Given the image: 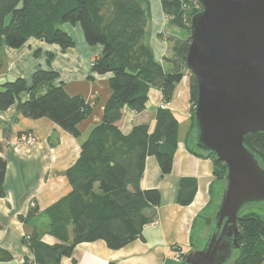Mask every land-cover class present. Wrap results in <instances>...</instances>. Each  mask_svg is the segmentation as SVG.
<instances>
[{"label": "trees", "instance_id": "trees-1", "mask_svg": "<svg viewBox=\"0 0 264 264\" xmlns=\"http://www.w3.org/2000/svg\"><path fill=\"white\" fill-rule=\"evenodd\" d=\"M161 4L167 29L186 33L182 39H167L170 54L164 61L171 65L170 71L155 59L147 44L151 17L148 0H0V48L6 45L19 49L35 38L66 51L75 47V41L62 26L79 25L88 45L103 47L92 72L112 74V92L102 120L83 142L78 161L64 173L72 191L42 212L32 203L27 214L19 217L26 226L37 217H44L49 235L58 241L47 244L38 229L29 231L22 242L33 259L26 257L24 264H61L63 258L72 257L79 244L99 240L108 248L119 250L141 238L144 227L157 220L160 191L142 189L141 181L149 156L157 159L163 175L172 172L179 121L171 110L159 108L153 130L148 125H137L124 135L117 124L122 120L124 106L136 113L147 109L150 88L160 89L164 102L169 103L177 84L189 74L193 140L198 82L187 69L186 59L191 19L203 9L199 0H161ZM46 56L48 68L37 69L30 83L18 78L0 85V111L17 104L20 95L26 93L28 99L18 103L24 117L48 118L78 138L79 125L89 117L92 107L82 96H72L62 84H57L59 74L51 68L54 55ZM3 130L5 134L9 131L7 126ZM244 145L264 168V132L247 134ZM3 150L4 143L0 141V198L6 194L7 161ZM195 154L210 158L214 175L226 182L227 167L223 161L198 147ZM195 191L196 180L182 178L178 203L191 204ZM239 217L240 248L229 264H263L264 219L255 213ZM186 256L181 254L180 264H186ZM12 258L0 248V261Z\"/></svg>", "mask_w": 264, "mask_h": 264}, {"label": "crops", "instance_id": "crops-1", "mask_svg": "<svg viewBox=\"0 0 264 264\" xmlns=\"http://www.w3.org/2000/svg\"><path fill=\"white\" fill-rule=\"evenodd\" d=\"M151 17L147 27V44L155 59L166 71L171 65L164 61L169 56V36L179 32L167 29V21L161 0H148ZM65 30L75 41V47L66 51L58 45L30 38L19 49L0 48V85L23 78L29 83L39 68H48L47 54L54 55L51 68L59 74L57 84H62L72 96H82L92 107L89 117L79 125L80 137H74L48 118H26L18 110V103L28 99L23 93L17 104L0 111V141L4 143L2 156L7 161L5 197L0 198V248L12 255L11 261L0 264H24L33 256L23 245V238L34 228L38 229L47 244L57 243L49 235L48 221L39 216L30 226L19 217L26 215L32 203L40 212L67 196L72 187L64 175L78 161L83 142L101 122L104 106L111 95L109 80L112 74L99 75L92 72L94 61L100 57L103 47L87 44L79 25L64 24ZM164 104L162 91L150 88L147 109L136 113L128 106L123 108L119 130L128 135L137 125H148L151 130L156 115ZM166 109L171 110L179 121L178 147L172 172L163 175L154 156L146 159L142 189H158L161 194L157 208V220L144 227L142 237L119 250L108 248L102 241L79 244L72 257L63 258L61 264H180L176 256L186 254L193 247V233L200 221V241L205 238L215 210L220 203L225 182L214 175L210 158L195 154L196 146L191 138L193 106L189 74L177 84ZM3 126L9 131L5 134ZM22 134L32 136L36 142L27 145L20 142ZM182 178L196 180V191L191 204L178 203Z\"/></svg>", "mask_w": 264, "mask_h": 264}, {"label": "water", "instance_id": "water-1", "mask_svg": "<svg viewBox=\"0 0 264 264\" xmlns=\"http://www.w3.org/2000/svg\"><path fill=\"white\" fill-rule=\"evenodd\" d=\"M186 67L198 82L193 142L227 167L226 186L200 250L186 264H229L239 214L264 204V168L244 145L264 132V0H199Z\"/></svg>", "mask_w": 264, "mask_h": 264}, {"label": "rangeland", "instance_id": "rangeland-1", "mask_svg": "<svg viewBox=\"0 0 264 264\" xmlns=\"http://www.w3.org/2000/svg\"><path fill=\"white\" fill-rule=\"evenodd\" d=\"M7 22H9V18L7 19ZM176 31L179 32V35H177L179 39H182L183 37L186 36L185 31H181V30H176ZM225 186H226V182H225ZM248 213L258 214L264 219V204H250V205L243 207L240 211V215H245ZM202 226H203V222L200 221L199 224L196 225V227L194 229V233H193L194 242H193V247L190 249V251L191 250H200L203 246L204 239L202 241H200V229L202 228ZM235 251H237V250H235ZM235 251H234V255H235ZM188 252L186 253V255L188 254ZM177 257L179 259L180 258L182 259L181 255L176 256V258ZM182 260H181V262H182Z\"/></svg>", "mask_w": 264, "mask_h": 264}, {"label": "built area", "instance_id": "built-area-1", "mask_svg": "<svg viewBox=\"0 0 264 264\" xmlns=\"http://www.w3.org/2000/svg\"><path fill=\"white\" fill-rule=\"evenodd\" d=\"M167 106H168V103L164 102V104H162L160 106V108H166ZM19 140H20V142L27 144V145H33L36 142V140L28 134H22L20 136ZM178 259L179 258L177 257L176 260H178Z\"/></svg>", "mask_w": 264, "mask_h": 264}]
</instances>
